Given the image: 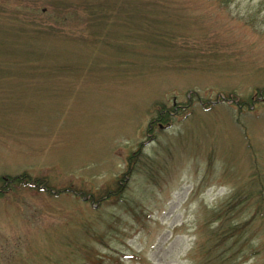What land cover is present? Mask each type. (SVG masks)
I'll list each match as a JSON object with an SVG mask.
<instances>
[{
    "label": "rangeland",
    "instance_id": "374dc122",
    "mask_svg": "<svg viewBox=\"0 0 264 264\" xmlns=\"http://www.w3.org/2000/svg\"><path fill=\"white\" fill-rule=\"evenodd\" d=\"M261 91L264 0H0V264H264Z\"/></svg>",
    "mask_w": 264,
    "mask_h": 264
},
{
    "label": "trees",
    "instance_id": "16d2710c",
    "mask_svg": "<svg viewBox=\"0 0 264 264\" xmlns=\"http://www.w3.org/2000/svg\"><path fill=\"white\" fill-rule=\"evenodd\" d=\"M261 93H264V91H261ZM257 99H259V98H257ZM257 99H253V101L251 102V103H253V105L256 103V102H258V101H256L255 102V100H257ZM243 105V104H242ZM241 106V105H240ZM165 112V111H164ZM163 112V113H164ZM174 112H175V110H173V114H174ZM161 114H162V112H161ZM164 114H166V112L164 113ZM171 117V116H170ZM160 119V121L163 123V122H165V123H167L168 122V120H165L166 118H164V119H161V118H159ZM33 180H31V179H23V178H12V179H10L9 180V182H6V183H10V184H14V183H21V184H25L26 186H29V187H33ZM15 185V184H14ZM5 191V190H4ZM0 192H1V190H0ZM67 192V191H66ZM261 198H259L258 199V202L259 203H261ZM224 206L226 207L227 205L226 204H224ZM224 207V208H225ZM222 210H223V208H222ZM221 210V211H222ZM221 211H220V213H221ZM261 211V208L259 207V205H258V214H259V212Z\"/></svg>",
    "mask_w": 264,
    "mask_h": 264
}]
</instances>
